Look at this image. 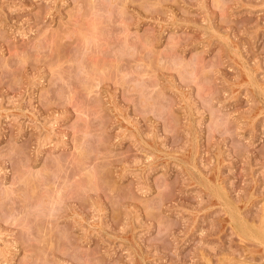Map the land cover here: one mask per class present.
I'll use <instances>...</instances> for the list:
<instances>
[{
  "label": "rangeland",
  "instance_id": "374dc122",
  "mask_svg": "<svg viewBox=\"0 0 264 264\" xmlns=\"http://www.w3.org/2000/svg\"><path fill=\"white\" fill-rule=\"evenodd\" d=\"M259 231L264 0H0V264H264Z\"/></svg>",
  "mask_w": 264,
  "mask_h": 264
},
{
  "label": "bare ground",
  "instance_id": "6f19581e",
  "mask_svg": "<svg viewBox=\"0 0 264 264\" xmlns=\"http://www.w3.org/2000/svg\"><path fill=\"white\" fill-rule=\"evenodd\" d=\"M192 154H193V153H192ZM193 155H194V154H193ZM192 161H193V160H192ZM195 164H196V163H195ZM191 166H192V165H191ZM188 167H189V166H188ZM193 168H194V167H193ZM195 168H196V167H195ZM195 168H194V169H195ZM197 169H198V168H197ZM198 171H199V170H198ZM193 172H194V171H193ZM196 172H197V170H196ZM197 173H198V172H197ZM215 181H216V180H215ZM216 182H217V181H216ZM216 182H215V183H216ZM207 183H209V182H207ZM216 185H217V184H216ZM222 186H223V185H222ZM213 187H214V186H213ZM215 189H216V191H218L217 188H215ZM220 189H222V188H220ZM220 189H219V190H220ZM224 189H225V188H224ZM216 191H215V192H216ZM221 192H222V190H221ZM223 192H225V191H223ZM215 194H216V193H215ZM218 195H220L219 192H218ZM221 196H222V195H221ZM221 196H220V197H221ZM225 197L227 198V196H225ZM218 198H219V197H218ZM216 199H217V198H216ZM228 203H229V202H228ZM225 206L227 207V205H225ZM230 211H231V210H230ZM232 212H233V211H232ZM234 216H235V215H234ZM241 219H242V218H241ZM241 219H240V220H241ZM237 220H238V219H237ZM234 222H235V221H234ZM243 222H245V221H243ZM236 225H237V224H236ZM244 225H245V223H244ZM247 225H248V224H247ZM256 228H258V227H256ZM253 229H254V228H253ZM258 229H259V228H258ZM254 230H255V229H254ZM256 230H257V229H256ZM261 230H262V228H261ZM243 231H244V230H243ZM248 231H249V230H248ZM248 233H249V232H248ZM250 233H251V232H250ZM256 233H257V231H256ZM259 233H260V235L262 234L261 231H259ZM262 235H263V234H262ZM262 235H261V236H262ZM251 236H252V235H251ZM263 237H264V236H262V238H263ZM263 239H264V238H263ZM263 239H262V240H263ZM258 240H259V239H258ZM260 242H262V241H260ZM260 244H261V243H260ZM226 261H227V260H226Z\"/></svg>",
  "mask_w": 264,
  "mask_h": 264
}]
</instances>
